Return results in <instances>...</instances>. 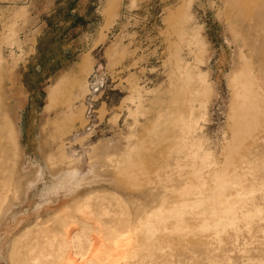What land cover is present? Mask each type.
Wrapping results in <instances>:
<instances>
[{
	"label": "rangeland",
	"instance_id": "rangeland-1",
	"mask_svg": "<svg viewBox=\"0 0 264 264\" xmlns=\"http://www.w3.org/2000/svg\"><path fill=\"white\" fill-rule=\"evenodd\" d=\"M0 198V264H264V0H0Z\"/></svg>",
	"mask_w": 264,
	"mask_h": 264
},
{
	"label": "bare ground",
	"instance_id": "bare-ground-1",
	"mask_svg": "<svg viewBox=\"0 0 264 264\" xmlns=\"http://www.w3.org/2000/svg\"><path fill=\"white\" fill-rule=\"evenodd\" d=\"M41 170H42V174H41L40 182L44 179L42 177L45 174V171L43 170V168ZM90 173L93 174L94 171H92ZM88 174H82V171H80V169L75 167V168H69L65 172H60L57 176L53 175L52 183L50 185H48L46 187V189L44 190V195H46L47 199H45V201H43V203L45 202V204L42 206V208L45 207L44 209H46V210L52 208V206H47L48 201L50 202V204H54V203L57 204V202H61V205L57 210H53V211L48 210L47 217L56 213V212L64 211L65 209L72 208L74 205L79 203L81 201V198L84 196V195H81L82 191H80V190H82V188L84 189L83 192L87 193V191L89 189H86V188L88 186L92 185L95 182L98 183L100 181L97 176H95V178H93L96 180H93V179L88 180L89 179ZM107 175H109V174H107ZM109 182L115 186L118 185L119 183H121V182H119V180L117 178H114L113 180H109ZM99 183H101V182H99ZM31 186L30 185L27 186V190H26L27 193L21 195V197H20L21 201L24 202V200H27L28 199L27 194H28L29 189L30 188H32V190L36 189L39 186V183L33 185V187H31ZM3 201L4 200H2V198H0V203H2ZM4 203H6V204L2 208V212H0L1 213L0 223H2V221L5 220L6 217L8 216V214L11 212V205L9 203V199H8V201H4ZM70 217L73 219L70 220L68 218L67 219L68 221L64 226L65 231H67V234H66L67 238L66 239L63 238L64 239L63 242L62 243L60 242L61 244L55 250V253H54V249L46 250L47 245H49V241H45L44 242V245H45L44 251H42L41 254H39L37 256L32 255V257H31V258H33L34 264L35 263H37V264H49L51 261H54V263L55 262H59V263L62 262L63 264H80V263H78V258H77V257H79L78 256L79 254L77 253V249H75L78 247L77 244L75 243L76 234L72 235V228L70 229V226H69L72 222H77L78 218L74 215H72ZM117 228H118V225H115V227L113 229L115 231H117ZM49 257H52L51 258L52 260H50ZM80 257H84V253H83V255H80ZM104 260H106V258ZM83 264H86V263H83ZM92 264H103V263L93 262Z\"/></svg>",
	"mask_w": 264,
	"mask_h": 264
}]
</instances>
